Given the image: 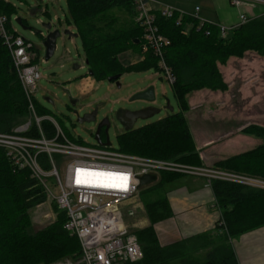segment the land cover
<instances>
[{"label":"trees","instance_id":"obj_1","mask_svg":"<svg viewBox=\"0 0 264 264\" xmlns=\"http://www.w3.org/2000/svg\"><path fill=\"white\" fill-rule=\"evenodd\" d=\"M65 1L67 23L81 38L95 81H107L130 72L155 70L160 73L159 60L152 53L145 54L135 65L126 67L121 61L128 52L140 56L143 53L144 31L137 21L134 0ZM0 11L9 23L17 13V9L5 0H0ZM43 14L50 15L47 9ZM153 14L160 33L171 42L165 60L176 79L172 89L180 112L124 133L119 137V151L200 166L202 160L186 117L191 109L188 98L202 90L227 91L221 67L232 58H243L248 52L264 57V15L251 18L222 38L218 25L204 23L201 26L198 20L191 16L181 17L177 12L170 19L161 12ZM38 59V50H32V63L36 64ZM38 111L44 115L43 108L38 107ZM27 116L28 101L10 51L0 35V133H11ZM244 133L259 138L262 145L252 152L220 161L212 168L264 180V129L253 127ZM179 177L162 174L155 185L141 191L144 213L150 225L134 230L143 258L132 264H239L231 240L264 227V190L214 181L212 188L222 214L216 226L218 242L213 243L203 259L188 258V249L195 247V240L210 236L191 239L190 248L186 242L162 246L155 231L158 223L172 216L164 187ZM49 200L45 189L30 173L15 171L0 149V264H63L79 260V240L65 230L66 214L56 203L53 206L55 219L36 228L32 213Z\"/></svg>","mask_w":264,"mask_h":264},{"label":"built area","instance_id":"obj_2","mask_svg":"<svg viewBox=\"0 0 264 264\" xmlns=\"http://www.w3.org/2000/svg\"><path fill=\"white\" fill-rule=\"evenodd\" d=\"M231 1L239 11L236 27L254 18L241 10L255 8L260 3L257 0ZM134 7L137 21L144 31L143 53H152L159 60L160 74L173 86L176 79L165 60L171 42L160 33L149 0H134ZM199 12L200 9L196 8L191 17L200 21ZM175 13L171 7L161 11L162 16L168 19ZM38 23L41 24L40 21ZM200 24L203 26L204 22ZM220 29L222 38H226L231 30ZM0 35L10 51L28 101L25 122L11 133H0V149L6 153L15 171L29 172L47 191L57 190L55 203L67 218L64 228L79 240L81 248L78 261L68 260L63 264H132L143 258L135 227L128 223L140 212L136 203L143 190L140 188L142 176L156 175L159 178L168 173L202 178L208 186L219 180L264 190V180L176 160L126 154L112 146L71 140L55 119L39 113L35 94L42 77L37 64L32 63V50L36 48L17 34L1 11ZM86 81L88 85L85 88L90 86L91 77ZM61 170L64 171L63 179Z\"/></svg>","mask_w":264,"mask_h":264},{"label":"rangeland","instance_id":"obj_3","mask_svg":"<svg viewBox=\"0 0 264 264\" xmlns=\"http://www.w3.org/2000/svg\"><path fill=\"white\" fill-rule=\"evenodd\" d=\"M5 1L17 9V13L11 20L12 27L19 36L31 42L39 52V59L36 64L42 78L38 83L35 100L38 106L45 111L44 115L55 119L71 140L94 145L96 143L95 133L97 127L105 117H108L111 123L108 131L110 143L112 148L119 150V137L125 132L115 120L114 114L118 109L136 110L147 106L144 103H131L130 98L135 93L148 87L154 88L156 100L152 103V106L160 109L161 113L150 120L138 121L134 129L154 124L180 112L172 86L155 70L130 72L122 75L120 78L121 89H117L115 84L108 81H94L92 87L85 88L88 85L86 78L89 69L85 65L86 57L80 37L72 39L64 36L60 37L57 41V50L54 56L46 62L45 50L42 47L43 38L40 34H35L34 31L42 32L46 35L47 31L42 27V24L53 23L55 25L60 20L61 27H58L59 29L62 31L72 29L75 34V29L67 23L68 8L65 0H42V2L36 0ZM45 9L49 11L50 17L43 14L42 11ZM32 10H37L41 13L33 16L31 15ZM16 18H21L25 22L24 26L32 30H24L23 27L16 23ZM39 21L41 24L38 23ZM144 56V53L140 56L139 54L128 52L121 57V61L127 67L137 64ZM235 59L236 61L232 62L231 65L227 63L221 67L224 81L227 84V91H200L196 95L201 100L193 107L190 113H187V116L200 127L203 119H207L211 123L209 127L203 126L211 134L200 130L201 137H207V140L211 143L212 141L221 143L226 141L227 135L236 136V134L242 133L234 140H230L227 145H221L217 149L208 152L205 161H208V156L212 154L226 152L225 149L229 148L232 142L241 145L243 149L246 148L245 150H249L247 149V144L249 143L247 139L252 142L260 139L249 133H244V131H248L253 127L264 129V57L254 52H248L243 58ZM74 65H84V67L74 70ZM193 95L195 93L191 94L188 100ZM209 98H211L210 101ZM71 99L77 101L76 106L72 107ZM48 100L52 102L50 103ZM166 101H169L170 106L174 109L173 113L166 110ZM203 101L205 103L202 105ZM200 104L201 106L198 107L197 105ZM97 105H100V107L95 123L79 124L77 122L78 116L75 112L79 116H83L93 112ZM225 126L228 127L227 131L231 130L230 133L224 134L227 132L224 130L226 129ZM216 130L218 133L215 132ZM102 138L105 140L104 134ZM241 140H243V144H239ZM197 153L200 156L198 151ZM202 164L200 165L201 167ZM60 174L63 179L64 171L61 170ZM250 179L255 178L251 177ZM45 191L50 200L32 213L36 228L44 227L55 219L53 206L57 190L53 188L51 191ZM140 203L143 208L141 195L136 203L139 205L140 212L136 218L128 221L136 230H142L149 224V220L147 219V221L145 218L144 208L143 210L140 208Z\"/></svg>","mask_w":264,"mask_h":264},{"label":"crops","instance_id":"obj_4","mask_svg":"<svg viewBox=\"0 0 264 264\" xmlns=\"http://www.w3.org/2000/svg\"><path fill=\"white\" fill-rule=\"evenodd\" d=\"M149 1L150 10L155 14L161 12L165 7H171L177 13H179L181 17H190L195 12V9L199 8L200 23H209L228 29L236 27L239 23V11L233 7L231 0ZM257 1H259L260 3L255 8L245 7L241 11L249 17H259L261 15H264V0ZM45 10H43L42 12H44ZM32 12H34L33 16L41 13L37 10H32L31 13ZM51 24L53 25V27H61L60 20H58L55 25L53 23ZM70 31L72 32V29H70ZM234 59L235 58H232L228 62V65H231L232 62H235L236 59ZM78 67L81 68L84 67V65ZM89 72L90 70L88 71L87 77H91V83L89 84V87H92V84H94L95 80L93 79V76L89 75ZM198 93L199 92H196L195 95H193L188 100L191 109L187 113H190L191 110H193V107L201 100V98L199 99V97H197L198 95H196ZM210 100L211 98H209V101ZM204 103L205 102L203 101L202 105ZM197 106L200 107L201 104ZM187 113L186 117L189 122L195 144L197 146V151L200 153V157L202 158V167L212 168L211 166H214L220 161H226L252 152L263 143L262 140L252 142L247 139L249 141V143L247 144V149L249 150H245L246 148L243 149L241 145H237V143L232 142L229 148L225 149L226 152H218L217 154H212L211 156H208V161H205L208 152L217 149L221 145H227L230 140H234L242 133L238 135L236 134V136L227 135V137L225 138L226 141H223L221 143L213 141L211 143L209 142V140H207V137L202 138L200 133V130H202L207 134H211V132L209 133V130L203 128V126L209 127L211 123H209L207 119H203L201 121L202 126L200 127L197 123H195L187 116ZM225 128L226 129L224 130L227 131L228 127L225 126ZM215 132H217V130ZM230 132L231 130H228L224 134ZM242 141L243 140H241L239 144H243ZM159 179L160 177L158 178V181ZM212 186L213 184L211 186H208V182L205 179L183 176H180L174 182L165 185L164 191L166 193V197L172 211V216L155 226L156 234L162 246H170L176 243L186 242V245L188 246L187 248H190L191 245L189 241L191 239L198 238L203 235L210 236L209 238L201 239L202 237H200L198 238L199 240H195V247L199 246L198 249H194L195 247L188 249L190 253L188 255V258L191 257L203 259L208 251H210L213 247V243L217 244L218 234L216 233V226L220 221L222 214L217 206ZM145 218L147 220V217ZM149 225L150 223L146 227H148ZM134 230L136 231V229ZM207 245L210 248H206L208 247ZM231 246L235 251L239 264H264V227L232 239Z\"/></svg>","mask_w":264,"mask_h":264},{"label":"water","instance_id":"obj_5","mask_svg":"<svg viewBox=\"0 0 264 264\" xmlns=\"http://www.w3.org/2000/svg\"><path fill=\"white\" fill-rule=\"evenodd\" d=\"M39 2H42V0H36ZM31 15H34V12L31 13ZM16 23L23 27L24 30H32L31 28H28L24 26L21 18H16ZM42 27L47 31V34L44 35L42 32L34 31L35 34H40L43 38V44L42 47L45 50V61H49L53 56L55 51L57 50V41L60 37H68V39L72 38H78V34L72 33L70 30H61L58 27H53L51 23H43ZM86 65L88 66V62L86 61ZM74 70H78V65H74ZM90 76H93V73L89 72ZM120 75L113 76L108 78L109 83H115V86L117 89H121L120 84ZM156 95L155 90L153 87H148L145 90L139 91L135 93L131 98V103H144L147 104V106L136 109V110H127V109H118L114 116L115 120L122 126L125 133L130 132L134 130L135 124L138 121H147L155 116L159 115L161 113L160 109L155 108L152 106V103L155 102ZM50 103L51 100H48ZM166 110L173 113L174 109L170 106L169 101H166ZM72 107L76 106L77 101L71 99L70 101ZM99 107L100 105H97L93 112L79 116L77 112L75 114L78 116V123L84 124V123H95L97 121V116L99 113ZM111 123L110 119L108 117H105L98 125L97 131L95 133V141L100 146H106L110 147V139L108 135V131L110 129ZM103 134L105 135V140L102 138ZM158 182V177L156 175H145L140 178V188L146 189L150 187L153 184H156Z\"/></svg>","mask_w":264,"mask_h":264},{"label":"flooded vegetation","instance_id":"obj_6","mask_svg":"<svg viewBox=\"0 0 264 264\" xmlns=\"http://www.w3.org/2000/svg\"><path fill=\"white\" fill-rule=\"evenodd\" d=\"M113 84H115V83H113Z\"/></svg>","mask_w":264,"mask_h":264}]
</instances>
